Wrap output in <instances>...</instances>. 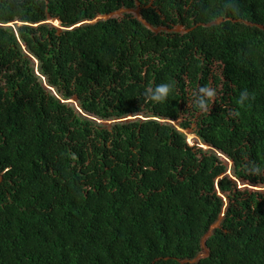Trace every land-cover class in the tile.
I'll list each match as a JSON object with an SVG mask.
<instances>
[{
    "label": "trees",
    "instance_id": "obj_1",
    "mask_svg": "<svg viewBox=\"0 0 264 264\" xmlns=\"http://www.w3.org/2000/svg\"><path fill=\"white\" fill-rule=\"evenodd\" d=\"M138 3L150 26L186 32L105 18ZM161 83L174 85L167 101L145 104ZM212 83L220 101L196 133L236 180L215 151L149 118L194 115L187 88ZM254 164L264 0H0V264H182L209 232L208 255L187 264H264V192L238 186L264 185Z\"/></svg>",
    "mask_w": 264,
    "mask_h": 264
},
{
    "label": "clouds",
    "instance_id": "obj_2",
    "mask_svg": "<svg viewBox=\"0 0 264 264\" xmlns=\"http://www.w3.org/2000/svg\"><path fill=\"white\" fill-rule=\"evenodd\" d=\"M138 5H140L138 3ZM142 8V7H141ZM113 15V14H112ZM111 15V16H112ZM103 18V17H101ZM98 19V18H97ZM52 20H56L57 23H60V20L59 19H50L49 20V24H51L50 22L53 23ZM139 21H141L143 24H145L146 26H148L151 30H152V26L150 27V25L145 21L143 20V18H139ZM218 21H222V19H219ZM94 22V21H92ZM146 22V23H144ZM52 25V24H51ZM54 26V25H53ZM56 27V26H54ZM60 30H63V26L61 24V27H56ZM173 87L174 85L172 83H161L159 85H156L155 87H148L145 89L144 93H143V98H144V103L145 104H162V103H165L168 99V97L170 96V94L173 92ZM217 87L219 86H216L214 83L210 84V85H204V86H200L198 87V89L196 90L195 94L193 93V89L188 87L187 90L189 91L188 92V97H193L192 99V106L196 109L199 110V112L201 113H210L211 111V108L214 107V102L217 100V101H220V98H219V92L217 91ZM221 92V91H220ZM250 93L245 89L243 91H241L240 95H239V98L237 100V104L240 105V106H244L249 100H250ZM70 103H75L76 106L78 107L79 109V106L77 104V100H70L69 101ZM188 104V103H187ZM192 108V109H194ZM195 111V110H194ZM229 115L230 116H233V117H238L240 115V112L237 111V110H230L229 111ZM188 117V116H187ZM187 117H183V115H181V117L176 120V121H170V120H161V119H158V118H151L149 117L150 119H154L156 121H159L161 123H170L172 124L176 129H178L179 131H181L182 133H185V131L187 129H183L181 127V123L185 122V121H188L189 119ZM91 118V117H90ZM128 118H135V119H140V120H146L145 116L144 115H138V116H129L123 120H127ZM148 118V117H147ZM94 119V118H93ZM134 119V120H135ZM129 121V120H128ZM99 122H102V121H99ZM110 122V121H109ZM197 122L198 120L196 121L195 123V127H190L188 128L189 130H187L188 132H191L192 133H196V128H197ZM114 123V122H113ZM112 124V123H111ZM187 134V133H186ZM197 134V133H196ZM191 133L187 134V143L190 147H196V148H202L204 150H213L215 151L221 158L223 157L222 154H220L216 149H214L213 147L209 146L208 144L206 143H202V141L200 140L199 136H198V139H199V142L195 143L194 144V141L195 140H192L193 142H191L188 138L191 137ZM201 146H199V145ZM204 145L206 147H204ZM225 157V156H224ZM227 161H229V159L227 158L226 159ZM233 163V162H232ZM250 172L251 174L253 175H257V176H260V175H264V169H262L259 165H252L251 168H250ZM230 176V174H227ZM234 179L233 176H230ZM236 180V178H235ZM249 187L252 189V190H255V191H261V192H264V185H249Z\"/></svg>",
    "mask_w": 264,
    "mask_h": 264
},
{
    "label": "rangeland",
    "instance_id": "obj_3",
    "mask_svg": "<svg viewBox=\"0 0 264 264\" xmlns=\"http://www.w3.org/2000/svg\"><path fill=\"white\" fill-rule=\"evenodd\" d=\"M141 7H143L142 5H137L135 8H132V9H120L119 11H117V12H115L112 16H114V17H117V18H124V17H126V16H128V15H132L134 18H136V19H138L139 20V18H142V15H141V13H142V8ZM98 18H101V17H98ZM219 23H220V21H218ZM52 25H54V26H56V27H61V24L59 23V24H55V22L54 23H52V22H50ZM20 25V24H19ZM12 26H13V24H12ZM151 27V26H150ZM152 31H154L156 34H172V33H175V32H178V33H180V34H183V33H185L186 32V29L184 28V26H182V25H176V26H170V27H168V26H159L158 28H154V27H152ZM216 70L219 72V73H221V71H220V69L219 68H216ZM222 90V86H219V87H217V91L220 93V91ZM193 99V98H192ZM73 103V102H72ZM193 108V106H192V100H191V102L188 104V108ZM202 115H203V113H201V112H199V110H196L195 111V113H194V115H189L187 118L190 120V122H191V127L193 128V127H195V123H196V121L199 119V118H201L202 117ZM113 122H116V121H110V122H107V123H105L107 126H111V123H113ZM187 130H189V129H187ZM185 131V136L187 137V134H189V133H191L192 135H191V137H193V140H195L194 141V144L195 143H197V142H199V139H198V136H196L197 134L196 133H192V131L191 132H188V131ZM187 133V134H186ZM189 139V138H188ZM190 140V139H189ZM191 142H193L192 140H191ZM203 143V142H202ZM199 145V144H198ZM199 146H201V145H199ZM205 151H207V150H205ZM223 158V160L227 163V165H228V172H227V174H230V176H233V172H232V169H233V163H232V161L231 160H229V161H227L226 159V157H222ZM235 179V178H234ZM238 186H239V189H249V190H251V191H253L250 187H249V184H244V183H242V182H240L239 180H238ZM258 192H261V191H258ZM212 230V229H211ZM210 233L211 232H209L208 233V235L204 238V240H203V245H202V252L200 253V255L196 258V259H194V260H192V261H189V260H186V261H183V260H180V263H182V264H187V263H195V262H197L200 258H203V257H206L207 255H208V250L206 249V246H205V240H206V238H208L209 236H210ZM162 260H166V259H164V258H158V260H157V262H160V261H162Z\"/></svg>",
    "mask_w": 264,
    "mask_h": 264
},
{
    "label": "water",
    "instance_id": "obj_4",
    "mask_svg": "<svg viewBox=\"0 0 264 264\" xmlns=\"http://www.w3.org/2000/svg\"><path fill=\"white\" fill-rule=\"evenodd\" d=\"M103 17V16H102ZM111 17V15H107L105 18L107 19V18H110ZM100 19H102V18H98L97 19V21L98 20H100ZM53 21V23L55 22V23H57V21L56 20H52ZM144 23H146V22H144ZM135 118H128L126 121H128V120H134Z\"/></svg>",
    "mask_w": 264,
    "mask_h": 264
}]
</instances>
